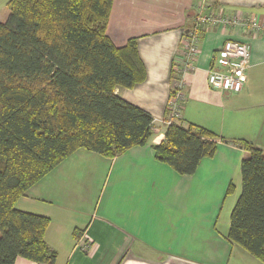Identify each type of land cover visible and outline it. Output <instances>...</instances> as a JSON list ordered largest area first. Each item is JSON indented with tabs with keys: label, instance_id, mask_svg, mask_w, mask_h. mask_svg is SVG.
Wrapping results in <instances>:
<instances>
[{
	"label": "crops",
	"instance_id": "obj_1",
	"mask_svg": "<svg viewBox=\"0 0 264 264\" xmlns=\"http://www.w3.org/2000/svg\"><path fill=\"white\" fill-rule=\"evenodd\" d=\"M7 1L0 0V21L8 16ZM196 4L113 0L106 33L116 46L136 37L146 70L143 82L114 93L147 111L153 129L146 144L111 158L74 151L16 201L19 210L49 217L44 238L56 251L55 264H262L227 238L225 217L233 202L225 191L230 183L241 187L239 163L247 152L219 139L214 155L190 175L154 156L167 129L165 105ZM208 7L264 23V0H210ZM201 31L194 69L184 75L180 124L245 139L264 152V31L215 25ZM227 39L249 46L246 81L235 93L207 82L212 58ZM14 264L36 263L17 257Z\"/></svg>",
	"mask_w": 264,
	"mask_h": 264
},
{
	"label": "trees",
	"instance_id": "obj_2",
	"mask_svg": "<svg viewBox=\"0 0 264 264\" xmlns=\"http://www.w3.org/2000/svg\"><path fill=\"white\" fill-rule=\"evenodd\" d=\"M112 3H6L8 16L0 21V264L17 257L55 264L56 251L44 238L49 217L15 207L32 185L78 149L111 158L150 136L152 116L114 93L143 82L146 70L136 37L122 46L108 37ZM180 122L153 146L156 160L180 175L194 174L219 139L247 152L227 238L264 264V152L251 141ZM233 191L230 183L225 193Z\"/></svg>",
	"mask_w": 264,
	"mask_h": 264
},
{
	"label": "built area",
	"instance_id": "obj_3",
	"mask_svg": "<svg viewBox=\"0 0 264 264\" xmlns=\"http://www.w3.org/2000/svg\"><path fill=\"white\" fill-rule=\"evenodd\" d=\"M210 0H197L192 24L183 39V51L180 64L174 70V79L166 101L162 125L168 127L181 120L182 107L185 99L184 75L194 69V60L199 53V31L205 25H215L222 29L239 26L245 30L250 28L254 33L264 31V23L256 17L246 19L240 14H225L222 9L208 7ZM249 46L242 41L227 39L222 49L213 56L207 70V82L210 87L223 92H239L245 81L249 67ZM153 129L151 124L150 131ZM87 246H84V249Z\"/></svg>",
	"mask_w": 264,
	"mask_h": 264
},
{
	"label": "rangeland",
	"instance_id": "obj_4",
	"mask_svg": "<svg viewBox=\"0 0 264 264\" xmlns=\"http://www.w3.org/2000/svg\"><path fill=\"white\" fill-rule=\"evenodd\" d=\"M181 121V120H180ZM180 121H178V122H180ZM247 155V154H246ZM241 161V160H240ZM239 171H240V163H239ZM240 176H241V174H240ZM240 191H241V187H238V188H236V190H234L231 194H228V195H230V199H231V201L233 202L232 203V205L230 206V207H228V211H227V215H226V217H225V219L227 220V222H228V224H230V212H231V210H232V208H233V206H234V204H235V201L237 200V197L239 196V193H240ZM229 199V200H230ZM227 203V202H226ZM228 228V227H227ZM229 229V228H228Z\"/></svg>",
	"mask_w": 264,
	"mask_h": 264
}]
</instances>
